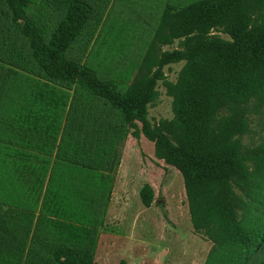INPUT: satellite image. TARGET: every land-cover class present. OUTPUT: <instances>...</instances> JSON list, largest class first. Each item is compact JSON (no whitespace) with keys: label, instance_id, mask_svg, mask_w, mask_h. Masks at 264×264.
Segmentation results:
<instances>
[{"label":"rangeland","instance_id":"rangeland-1","mask_svg":"<svg viewBox=\"0 0 264 264\" xmlns=\"http://www.w3.org/2000/svg\"><path fill=\"white\" fill-rule=\"evenodd\" d=\"M31 1L26 15L47 42L70 0ZM82 1L91 15L66 59L121 93L140 80L152 83L147 119L171 133L165 83L174 84L186 63L175 51L183 57L195 47L224 48L230 38L214 29L170 45L154 41L165 13L199 0ZM46 89L63 95L65 105L43 107L49 98L39 95ZM252 105L256 111L239 115L245 132L238 145L254 159L264 156V105ZM54 117L57 137L45 142L36 131ZM245 163L242 179L227 174L225 201L235 223L264 209L261 191L245 184L256 162ZM144 184L154 191L150 207L140 200ZM215 247L191 226L180 172L156 158L153 142L133 138L105 100L48 79L0 0V264H57L65 249L91 256L93 264H204Z\"/></svg>","mask_w":264,"mask_h":264},{"label":"trees","instance_id":"trees-1","mask_svg":"<svg viewBox=\"0 0 264 264\" xmlns=\"http://www.w3.org/2000/svg\"><path fill=\"white\" fill-rule=\"evenodd\" d=\"M4 2L12 27L26 40L34 62L48 79L76 84L105 100L120 113L133 138L143 135L153 142L156 158L180 172L191 226L216 244L204 264H264V209L235 223L225 201L227 174L242 179L249 171L245 163L249 160L256 162L257 172L245 184L261 191L264 198V156L246 157L238 145L245 132L239 115L256 111L255 106L248 107L254 100L264 105V0H199L164 14L154 37L158 44L170 45L214 29L231 40L228 47H195L183 57L175 51V59L186 63L174 84L165 83L174 113L173 129L168 133L170 126L166 128L167 134L147 119L152 83L140 80L121 93L113 82L99 81L92 69L66 59V51L91 15L89 4L70 0L45 42L26 15L31 0ZM43 96L49 98L43 107L65 105L64 96L54 89L40 92ZM57 121L54 117L36 134L45 142L54 141ZM139 195L142 204L150 207L153 188L144 184ZM65 250L55 256L57 264H93L91 256L78 257Z\"/></svg>","mask_w":264,"mask_h":264}]
</instances>
